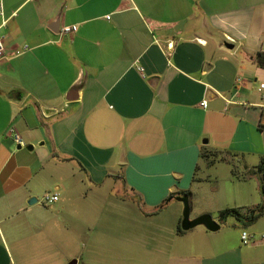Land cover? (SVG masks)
Masks as SVG:
<instances>
[{
    "label": "crops",
    "instance_id": "obj_1",
    "mask_svg": "<svg viewBox=\"0 0 264 264\" xmlns=\"http://www.w3.org/2000/svg\"><path fill=\"white\" fill-rule=\"evenodd\" d=\"M0 40V264H264V213L178 234L164 203L262 201L196 205L203 149L244 182L264 159V0H0Z\"/></svg>",
    "mask_w": 264,
    "mask_h": 264
},
{
    "label": "rangeland",
    "instance_id": "obj_2",
    "mask_svg": "<svg viewBox=\"0 0 264 264\" xmlns=\"http://www.w3.org/2000/svg\"><path fill=\"white\" fill-rule=\"evenodd\" d=\"M234 163L225 162L223 160H220L219 156H214V157L212 156L209 158V162L207 163L209 165V168L207 169L209 173V178L206 182L199 185L198 189L200 190L199 192L200 194L197 196V201H198L196 203L197 206H202L203 204H205L208 207V209L212 210L214 209V207H216V204L219 203L220 195L225 196L226 194L231 193L233 188H236L238 191L239 190L241 191L244 188V189H247L249 193L252 192V194L257 192L256 191V180H258L257 179L258 177L253 179V181H247V182H244L241 179H238L239 181H236L237 179H234L235 181H231V177L235 178L236 174L243 170L242 168H237L233 166ZM254 174H257V173H254ZM116 187H119V185H116ZM46 194H47V191H43L37 194L36 196L37 204L49 205L43 202V197ZM193 213L194 212H192L191 214L189 213L190 218H191V215H193ZM216 213L217 212H211V214L210 213L208 214H210L213 219V217L218 216L217 215L218 213L217 214ZM229 220H231L230 217H229ZM218 223L220 222L218 221ZM261 227H264V221L257 223L255 227H253V225L248 224L246 225L244 229L248 233H250L249 231H251L252 228L259 229ZM79 249L80 251L81 250L85 251L86 248H85L84 240H80ZM70 261L71 259L68 260V262L66 263H69ZM82 261H86V257L78 261L79 264H82Z\"/></svg>",
    "mask_w": 264,
    "mask_h": 264
},
{
    "label": "trees",
    "instance_id": "obj_3",
    "mask_svg": "<svg viewBox=\"0 0 264 264\" xmlns=\"http://www.w3.org/2000/svg\"><path fill=\"white\" fill-rule=\"evenodd\" d=\"M255 61L259 66H264V51H259L255 55ZM264 127V125L260 124L259 128ZM214 156H219L220 160L225 162H232L231 158L227 157L225 154H221V151L218 150H209L203 149L200 152V157L207 160L209 162V158ZM232 156V155H231ZM234 156V155H233ZM251 174L257 173L259 178V191L262 197L261 203L253 206H241V207H226L218 212V221L220 223L224 222L227 217L233 216L237 220H245L246 223L253 222L260 214L264 213V159L260 160L259 163L254 166L253 170L250 172ZM236 178L240 179V176H236ZM170 198H176L182 200L185 206H189V191H183L179 194H170L165 200L168 201ZM163 204H160L157 208L162 207ZM181 221V220H180ZM177 233H184L185 230L181 228V223L179 222L176 229Z\"/></svg>",
    "mask_w": 264,
    "mask_h": 264
},
{
    "label": "water",
    "instance_id": "obj_4",
    "mask_svg": "<svg viewBox=\"0 0 264 264\" xmlns=\"http://www.w3.org/2000/svg\"><path fill=\"white\" fill-rule=\"evenodd\" d=\"M224 45L228 48H232L233 44H230L228 42H224ZM71 99V98H69ZM29 149H32V146H28ZM36 202V198L32 197L28 200V203H34ZM197 225H204L210 230H217L220 227V224L212 219L211 215L208 213L201 214L195 218L189 217V208L188 206L184 207L182 217H181V228L183 230H189ZM68 264H76V260H71Z\"/></svg>",
    "mask_w": 264,
    "mask_h": 264
},
{
    "label": "built area",
    "instance_id": "obj_5",
    "mask_svg": "<svg viewBox=\"0 0 264 264\" xmlns=\"http://www.w3.org/2000/svg\"><path fill=\"white\" fill-rule=\"evenodd\" d=\"M108 17V16H107ZM77 29V25L76 24H72V25H65L61 27V31L63 33H71L76 31ZM4 51V47L3 44L0 40V56L3 54ZM261 87H264V84H261ZM202 105L205 107L206 106V101H202ZM15 141H17L18 143H22V141L20 140V138L15 135L14 137ZM58 199V195L57 193H47L44 197H43V202L46 204H51L54 201H56ZM262 237H264V235H262ZM252 238V235L250 233H248L246 230H242L241 232V241L243 244H248L250 242V239Z\"/></svg>",
    "mask_w": 264,
    "mask_h": 264
}]
</instances>
